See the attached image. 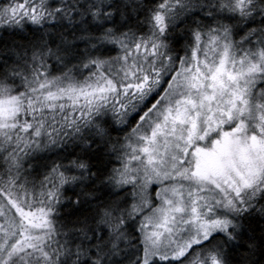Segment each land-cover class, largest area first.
Returning <instances> with one entry per match:
<instances>
[{
    "label": "snow or ice",
    "instance_id": "1",
    "mask_svg": "<svg viewBox=\"0 0 264 264\" xmlns=\"http://www.w3.org/2000/svg\"><path fill=\"white\" fill-rule=\"evenodd\" d=\"M0 264H264V0H0Z\"/></svg>",
    "mask_w": 264,
    "mask_h": 264
}]
</instances>
